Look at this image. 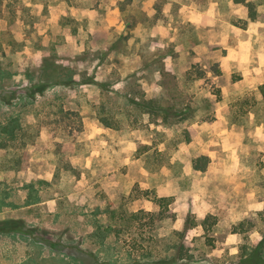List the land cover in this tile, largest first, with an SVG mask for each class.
Segmentation results:
<instances>
[{
  "label": "rangeland",
  "instance_id": "obj_1",
  "mask_svg": "<svg viewBox=\"0 0 264 264\" xmlns=\"http://www.w3.org/2000/svg\"><path fill=\"white\" fill-rule=\"evenodd\" d=\"M246 1L255 18L233 0H0V121L18 114L23 126L0 150V222H25L0 223V264L248 254L264 236V0ZM45 57L57 67L44 71ZM135 186L169 197L172 216L124 217L101 241L106 201L159 208L132 200Z\"/></svg>",
  "mask_w": 264,
  "mask_h": 264
},
{
  "label": "trees",
  "instance_id": "obj_2",
  "mask_svg": "<svg viewBox=\"0 0 264 264\" xmlns=\"http://www.w3.org/2000/svg\"><path fill=\"white\" fill-rule=\"evenodd\" d=\"M233 1L235 3H246L250 7V13H249L250 17L255 18V10L253 9V4L251 2L246 1V0H233ZM43 62H44L43 64L44 71L57 67V65L53 61L49 60V58L47 57L43 59ZM28 75L30 78L32 77L30 73H28ZM61 82L62 81H59V80L57 82L56 81L55 82H46V81L37 82V83H34L32 91L42 93L49 86L56 84V83H61ZM30 93L26 94L25 96L26 99H28L29 101L31 98ZM0 102L10 104V102H8L4 97H0ZM162 112H164L166 115L168 114L167 111H162ZM100 120L104 123V125L111 126V122H109V120L105 116H100ZM22 129H23V126L20 123L18 114H15L14 116L9 115V114L6 115L4 117L3 122L0 121V150L6 149L8 147L9 142L17 139V136L20 134ZM194 134H195V131L193 128H186V130H184L183 132L182 140L190 141L192 137L194 136ZM208 163H209V157L207 155L202 154L193 159L192 167L195 170L203 171L206 169ZM135 190L138 193H141V195L136 194L134 198H132V200L137 199L142 196L144 198L151 200L153 204L155 206H158L159 208L151 212L150 211L145 212L144 210H141V209L137 211H127L124 208V204L126 203V202L124 203V201L123 202L119 201L118 203L106 201L105 206L103 207V210L108 214L107 221L103 222L99 219H96L93 221V225L95 227L94 234L98 236L101 239V241H104V239H106L107 241L109 234L112 231L116 230L118 221L122 220L124 217H127V220H130V219L137 220L139 219L140 213H147L151 216L152 222H157V221H160V220H163L165 218L172 216L171 212L169 211V204L171 202V199L169 197L159 196L153 190L140 189L138 186H135ZM256 214L258 215V217L260 216L263 217L264 216V206L262 207V209L258 210ZM0 223L3 226H8L12 230L22 232L23 230L21 229V227L24 226L25 222H23L22 220H15V219L9 218V219L3 220ZM243 223L244 221L239 222L237 224L238 227H236L235 231H238V232L245 231L243 227H241L243 226ZM249 225L254 227V224L251 221L249 222ZM3 226L2 228L0 227L1 231H5L4 230L5 227ZM203 226L205 227V220L203 221ZM189 228L190 227L188 225H184L185 231H188ZM33 229L35 228H31V230ZM181 233L184 234V232H181ZM263 248H264V236L255 245H253L249 250L247 246H243L242 249L244 250V253L248 252V254L240 258L237 264H264V257L262 255ZM182 249L183 247L180 246L179 258L180 259H191L192 258L191 254L186 253L185 256H183L184 253L181 254ZM67 256L71 258V261L74 264H101L102 262L98 258V255L92 254V253L90 254V256L91 258H94V259L93 260L89 259L90 262H86V259H84V257H80L79 255H76L73 253H67ZM141 261L142 260L135 259L133 263L139 264L140 262L142 264H147L146 262H141ZM161 263L168 264L169 261L166 260L165 257L163 258L160 257L158 258V261H155L154 263H148V264H161Z\"/></svg>",
  "mask_w": 264,
  "mask_h": 264
},
{
  "label": "crops",
  "instance_id": "obj_3",
  "mask_svg": "<svg viewBox=\"0 0 264 264\" xmlns=\"http://www.w3.org/2000/svg\"><path fill=\"white\" fill-rule=\"evenodd\" d=\"M202 154H204V155H207L208 157L210 156V154H207V153H202ZM202 154H200V155H202ZM199 156V155H198ZM197 157V156H196ZM262 209V208H261ZM260 210V209H259Z\"/></svg>",
  "mask_w": 264,
  "mask_h": 264
}]
</instances>
